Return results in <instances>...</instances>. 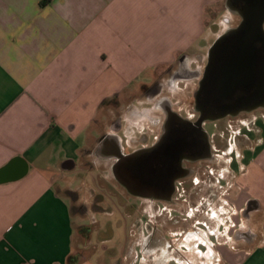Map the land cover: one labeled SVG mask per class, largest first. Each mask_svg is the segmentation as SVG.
Here are the masks:
<instances>
[{
  "label": "crops",
  "instance_id": "obj_1",
  "mask_svg": "<svg viewBox=\"0 0 264 264\" xmlns=\"http://www.w3.org/2000/svg\"><path fill=\"white\" fill-rule=\"evenodd\" d=\"M218 1L0 0V264H69L64 173L95 147L105 106L193 54ZM256 117L252 144L242 138L237 151L239 227L215 264H264V115ZM139 249L135 264H155L153 248L150 263Z\"/></svg>",
  "mask_w": 264,
  "mask_h": 264
},
{
  "label": "flooded vegetation",
  "instance_id": "obj_2",
  "mask_svg": "<svg viewBox=\"0 0 264 264\" xmlns=\"http://www.w3.org/2000/svg\"><path fill=\"white\" fill-rule=\"evenodd\" d=\"M223 6L226 15L222 24L212 25L202 69L192 70L187 57L178 58L173 79L196 80L192 104L185 108L165 98L159 79L144 85L141 94L164 95L155 126L135 145L103 133L89 149L111 164L113 178L129 198L154 205L155 221L144 246L156 252L155 264L185 263L184 254L195 243V250L207 251L211 235L222 237L212 231L213 221L221 225L228 217L233 234L239 227L237 151L242 138L249 149L256 116L264 115V0H224ZM110 128L122 130L118 121Z\"/></svg>",
  "mask_w": 264,
  "mask_h": 264
},
{
  "label": "rangeland",
  "instance_id": "obj_3",
  "mask_svg": "<svg viewBox=\"0 0 264 264\" xmlns=\"http://www.w3.org/2000/svg\"><path fill=\"white\" fill-rule=\"evenodd\" d=\"M223 1L219 0L214 7L211 6L213 8L209 9V19L206 18L209 32L194 45L193 54L188 55L185 60L192 70L202 69V58L207 53L206 43L211 42L213 38L212 25L214 23L222 24L221 18L226 15ZM215 26L213 25V28ZM178 61L179 59L172 67L173 72L165 74L169 68H162L155 73L153 81L151 78H147V75L142 78V81L152 82L150 84L152 85L159 79L167 91L163 96L169 98L171 102L180 101L182 107L187 108L192 104L191 97L196 88V80L185 76L173 79V74L179 70ZM173 81L174 83H172ZM141 93L139 90L137 94H130L121 100H114L104 107L101 116L104 120L97 139L103 132H106L108 135H114L122 145L125 142L135 145L137 141H140L142 134L144 135L155 126L156 121L154 120L160 116L158 104L163 96L154 98L153 95L148 96ZM186 101L187 104L184 105ZM116 121L121 124L122 130L118 133L114 130L113 133L110 127L111 123ZM89 149L82 154L78 160V166L74 170L64 173L63 186L65 189H63V193L70 200L75 226L71 264H115L116 262L135 264L140 254L139 245L143 246L145 242L142 239V234L147 231L151 233L154 225L156 216L154 205L150 202L129 198L113 178L110 170L111 164L89 153ZM211 188L210 186L209 189ZM167 219L164 217L162 223L166 229L170 224ZM227 220L228 217L223 218L221 225L216 221L211 222L212 231L218 230L222 237L218 239L211 235L209 239L211 246L203 253L195 250L196 243L189 247V253L184 254L187 261L182 264H215L218 259L219 246L232 245L233 229L229 227ZM176 225L178 226V224ZM124 226L128 228L125 245L126 238L122 239ZM111 237H113L112 242L106 243L105 241ZM120 247L122 248L120 249ZM145 248L142 254L144 256L141 255L140 259L145 258V262L150 263L153 257L151 256L152 250L151 247L145 246ZM178 261L180 263L181 259L178 258Z\"/></svg>",
  "mask_w": 264,
  "mask_h": 264
},
{
  "label": "trees",
  "instance_id": "obj_4",
  "mask_svg": "<svg viewBox=\"0 0 264 264\" xmlns=\"http://www.w3.org/2000/svg\"><path fill=\"white\" fill-rule=\"evenodd\" d=\"M71 258H72V255H71L70 258H69V264H71V261H70Z\"/></svg>",
  "mask_w": 264,
  "mask_h": 264
},
{
  "label": "water",
  "instance_id": "obj_5",
  "mask_svg": "<svg viewBox=\"0 0 264 264\" xmlns=\"http://www.w3.org/2000/svg\"><path fill=\"white\" fill-rule=\"evenodd\" d=\"M101 144V143H100Z\"/></svg>",
  "mask_w": 264,
  "mask_h": 264
}]
</instances>
